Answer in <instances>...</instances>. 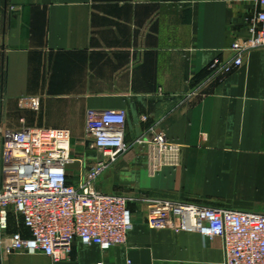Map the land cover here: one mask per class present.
I'll list each match as a JSON object with an SVG mask.
<instances>
[{"label": "crops", "instance_id": "0c3cea01", "mask_svg": "<svg viewBox=\"0 0 264 264\" xmlns=\"http://www.w3.org/2000/svg\"><path fill=\"white\" fill-rule=\"evenodd\" d=\"M260 9L258 0H0V128L69 131L77 186L99 160L89 111H123L129 150L95 187L134 199L125 246L75 241L67 260L16 253L0 264H224L219 238L151 228L146 201L264 214V47L224 80L209 77L250 38ZM159 134L178 161L146 142Z\"/></svg>", "mask_w": 264, "mask_h": 264}, {"label": "built area", "instance_id": "2783aa9c", "mask_svg": "<svg viewBox=\"0 0 264 264\" xmlns=\"http://www.w3.org/2000/svg\"><path fill=\"white\" fill-rule=\"evenodd\" d=\"M250 28V38L232 46L235 57L216 60L210 80H224L243 64V54L264 47V0ZM86 132L99 155L96 165L75 186L67 166L72 157L71 133L63 129L0 128V250L2 256L40 253L67 260L75 241L103 251L128 243L133 226V198L105 194L96 180L129 150L123 111H89ZM146 142L170 163L178 149L163 134ZM148 224L153 229L197 233L203 240L223 242L224 264H264V214L236 212L170 200H147ZM131 264V263H130Z\"/></svg>", "mask_w": 264, "mask_h": 264}, {"label": "rangeland", "instance_id": "374dc122", "mask_svg": "<svg viewBox=\"0 0 264 264\" xmlns=\"http://www.w3.org/2000/svg\"><path fill=\"white\" fill-rule=\"evenodd\" d=\"M0 255L2 256V251H1V250H0ZM1 256H0V257H1ZM7 257H8V256H7ZM5 258H6L5 256H2V257L0 258V261L3 262V259H5ZM2 262H1V263H2Z\"/></svg>", "mask_w": 264, "mask_h": 264}]
</instances>
